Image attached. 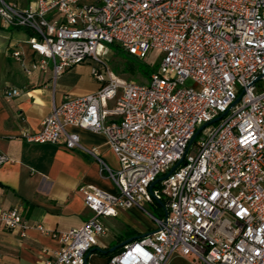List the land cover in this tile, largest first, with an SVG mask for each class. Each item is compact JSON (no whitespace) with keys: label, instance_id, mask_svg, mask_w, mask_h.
Returning <instances> with one entry per match:
<instances>
[{"label":"built area","instance_id":"1","mask_svg":"<svg viewBox=\"0 0 264 264\" xmlns=\"http://www.w3.org/2000/svg\"><path fill=\"white\" fill-rule=\"evenodd\" d=\"M0 27L32 33L25 43L38 62L25 64L18 48L9 52L26 75L49 61L56 81L89 60L100 85L65 96L38 132L22 133L29 143L93 157L118 191L81 186L90 218L59 233L53 259L41 264H86L106 233L102 218L134 206L145 211L143 204L157 209V202L163 214H149L151 234L107 264H172L175 255L192 264H264V0H30L25 7L0 0ZM109 45L140 61L150 50L163 57L147 82L124 80L101 58ZM19 95L12 87L2 92ZM68 127L104 135L119 168L109 169ZM6 162L0 154V166ZM177 162L151 195L149 186ZM0 227L27 229L18 209L0 208Z\"/></svg>","mask_w":264,"mask_h":264},{"label":"crops","instance_id":"2","mask_svg":"<svg viewBox=\"0 0 264 264\" xmlns=\"http://www.w3.org/2000/svg\"><path fill=\"white\" fill-rule=\"evenodd\" d=\"M7 1L21 7L27 3ZM28 36L25 29L0 27V154L8 158V162L0 166V208L18 209L27 225L24 233L0 227V264H41L52 260L60 246L56 236L80 227L91 216L79 192L81 186L90 185L118 194L93 157L79 150H67L62 145L29 143L22 138L24 132H38L51 107L65 96L83 97L97 92L100 87L91 76L93 64L89 60L65 70L56 81L50 65L44 71L26 75L9 52L11 48H18L25 64L38 62L40 58L25 43ZM7 87L20 90V95L5 99L2 92ZM113 106V102H108V109ZM112 119L114 117H108ZM67 131L78 134L80 145L95 150L109 169L119 168L104 135L76 127H68ZM102 223L106 233L98 237L86 264H107L110 256L123 246L107 254L97 249L108 251L155 228L154 221H145L136 206L119 209L116 217L102 218ZM36 225L55 237L41 233Z\"/></svg>","mask_w":264,"mask_h":264},{"label":"rangeland","instance_id":"3","mask_svg":"<svg viewBox=\"0 0 264 264\" xmlns=\"http://www.w3.org/2000/svg\"><path fill=\"white\" fill-rule=\"evenodd\" d=\"M14 1H18L22 3V5L26 2L28 3V0ZM107 48L108 49L106 51V54L101 57L106 66V69H108L121 79L133 80L138 83H145L148 81V77L143 74V72H152L153 70L157 69L159 62L163 57V54L159 50H150L145 59L141 61L132 60V62L128 63V60L124 56V54H122V52H117L113 45H109L107 46ZM48 64L50 65L49 61ZM125 64L129 65V70L126 68ZM198 139L199 136L196 137L195 142ZM143 207L145 211L139 208L141 217H143L145 221H148L150 223L152 222V218L150 215L159 218L163 214V209L160 206L159 211L161 214L151 204H143ZM172 264H192V262L190 258L175 255V257H173L172 259Z\"/></svg>","mask_w":264,"mask_h":264},{"label":"water","instance_id":"4","mask_svg":"<svg viewBox=\"0 0 264 264\" xmlns=\"http://www.w3.org/2000/svg\"><path fill=\"white\" fill-rule=\"evenodd\" d=\"M238 101V99L235 101V102H237ZM216 120H218V118H216V119H214L213 120V122H215ZM205 125H203L202 127H200L198 130H197V132L195 133V135L204 127ZM195 135L192 137V139L190 140V143L193 141V139H194V137H195ZM178 165V162H177V164L175 165V166H173L171 169H170V171L164 176V177H161V178H159V179H157L156 181H154L150 186H149V192H150V194L152 195V188H153V186L157 183V182H159V181H161L162 179H164V178H166V177H168L171 173H172V171L175 169V167ZM157 204L161 207V208H163V204L161 203V202H157ZM148 234H151V233H148ZM137 238H139V237H136V238H133V239H129L128 241H125V242H123V243H121V244H119V245H117V246H115V247H112L111 249H109L108 251H102V250H99V249H97L99 252H101V253H103V254H107V253H112L113 251H115L116 249H118L119 247H122V246H124L125 244H127V243H129V242H131V241H133V240H136ZM88 256H89V253L86 255V260H87V258H88Z\"/></svg>","mask_w":264,"mask_h":264},{"label":"trees","instance_id":"5","mask_svg":"<svg viewBox=\"0 0 264 264\" xmlns=\"http://www.w3.org/2000/svg\"><path fill=\"white\" fill-rule=\"evenodd\" d=\"M27 32H28V35H32V33L30 32V31H28L27 30ZM110 46H112V45H110ZM114 47H115V50L117 51V52H122V54H124V56L127 58V60H128V63H130V62H132V60H136V61H139V60H137V59H135L132 55H130L129 53H127V52H125V51H123L122 49H120L118 46H116V45H113ZM126 65V64H125ZM129 65H126V68L129 70L130 68L128 67ZM151 72H143V74H145L147 77L149 76V74H150ZM159 205H158V207H157V210L159 211ZM159 213H160V211H159ZM161 214V213H160Z\"/></svg>","mask_w":264,"mask_h":264}]
</instances>
